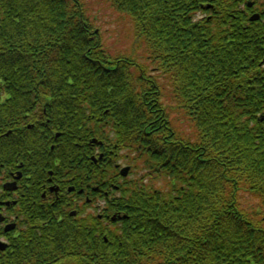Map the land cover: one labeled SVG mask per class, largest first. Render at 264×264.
<instances>
[{
  "label": "trees",
  "instance_id": "obj_1",
  "mask_svg": "<svg viewBox=\"0 0 264 264\" xmlns=\"http://www.w3.org/2000/svg\"><path fill=\"white\" fill-rule=\"evenodd\" d=\"M7 143L39 165L86 145L128 217L30 230L11 264H264V0H0Z\"/></svg>",
  "mask_w": 264,
  "mask_h": 264
},
{
  "label": "flooded vegetation",
  "instance_id": "obj_2",
  "mask_svg": "<svg viewBox=\"0 0 264 264\" xmlns=\"http://www.w3.org/2000/svg\"><path fill=\"white\" fill-rule=\"evenodd\" d=\"M21 135L12 137L19 139ZM19 141L15 142L18 144ZM1 147L4 151L0 152L3 155L0 160V215L4 220L0 224V241L7 246L4 249L0 246V263L10 259L8 263L11 264L14 252L21 250L27 224H33V228L38 229L39 222L44 227L54 221L75 223L76 220L84 223L89 206L100 207L98 218L102 220L105 213L107 221H111V216L99 205L104 195L103 188L98 183L87 181L88 155L85 145H81V153H76L73 160H68L69 163H65L62 156H45L47 162L42 165L34 164L31 158L25 162L21 153L8 158L9 153H14L13 143ZM51 147L55 148L53 145ZM35 152H29L28 156L34 157ZM89 160L98 162L94 156H90ZM67 170H81L79 181L76 182L77 175L70 178ZM22 261H18V264H22Z\"/></svg>",
  "mask_w": 264,
  "mask_h": 264
},
{
  "label": "water",
  "instance_id": "obj_3",
  "mask_svg": "<svg viewBox=\"0 0 264 264\" xmlns=\"http://www.w3.org/2000/svg\"><path fill=\"white\" fill-rule=\"evenodd\" d=\"M254 18H256V17H254ZM254 18H253V19H254Z\"/></svg>",
  "mask_w": 264,
  "mask_h": 264
}]
</instances>
